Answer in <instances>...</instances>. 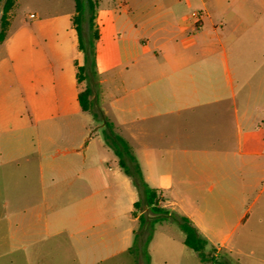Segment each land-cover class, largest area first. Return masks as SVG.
Masks as SVG:
<instances>
[{
  "label": "crops",
  "instance_id": "crops-1",
  "mask_svg": "<svg viewBox=\"0 0 264 264\" xmlns=\"http://www.w3.org/2000/svg\"><path fill=\"white\" fill-rule=\"evenodd\" d=\"M196 11L205 13L198 27L190 18ZM72 16L32 17L13 32L9 16L0 42L6 50L0 57V256L11 252L14 239L26 248L30 240L68 230L62 190L80 196L71 233H85L113 212L120 188L130 195V221L142 217L134 212L129 177L120 170L103 179L94 162V117L77 96L99 75L100 84L120 95L121 118L131 117L132 156L163 208L183 206L176 188L185 174L189 209L181 214L207 241L211 264H264V0H117L107 11L97 7L92 28L86 23L94 67L79 49ZM80 66L88 74L81 84ZM115 71L117 85L106 77ZM171 76L180 85L158 84ZM107 89L102 93L113 92ZM183 110L185 135L181 119L155 120ZM171 127L176 135L169 138ZM164 192L178 201H166ZM113 214L102 238L116 229ZM135 232L123 230L126 239ZM125 250L130 247L114 249Z\"/></svg>",
  "mask_w": 264,
  "mask_h": 264
},
{
  "label": "rangeland",
  "instance_id": "rangeland-1",
  "mask_svg": "<svg viewBox=\"0 0 264 264\" xmlns=\"http://www.w3.org/2000/svg\"><path fill=\"white\" fill-rule=\"evenodd\" d=\"M5 1L0 0V31L2 9ZM96 1L98 9L102 11H107L110 7L117 4V0ZM74 13V0H13V6L8 17L11 16V32H13L21 25H30L34 21L32 17L51 19L54 16H72ZM30 14L32 15L31 17L29 16ZM81 30L82 45L86 47L87 34L91 33L87 31L86 22L82 23ZM98 44L101 45V41ZM5 55V47L0 44V57ZM115 65L117 63H114ZM165 67L171 73L169 65L166 64ZM87 76L88 74L85 72V77ZM116 76V71L111 75H106L109 80L114 81L115 85H117ZM101 77L99 75L91 76L86 83L94 89L93 105L90 113L95 114L93 116V137L97 141V149L93 154V158L95 165H99L103 173L102 178L106 177L110 179L114 173L120 170L123 172V170L118 163V158L115 156L113 149L107 145L103 136V132L107 130L104 123L114 124L115 127L112 128L113 134L120 137L126 143L131 154L134 150L132 138L133 123L130 121L131 117L129 115L121 118L118 113L119 104L117 101L120 95L115 92L114 86L110 88L108 84H100L99 80ZM183 79L185 81V77ZM87 84L82 85L81 89L88 86ZM158 84L166 87L180 85L178 79L172 76L168 79L159 80ZM107 88L111 89L115 94L112 91L109 94L102 93ZM100 107L106 110V115H103L99 109ZM160 119L170 121L181 119L184 122L183 132L185 135V110L181 111L179 115L173 112L167 116L155 118V120ZM123 120L126 123L120 125V121ZM175 135L176 131L174 127L169 128L167 136L174 137ZM62 141H67L64 134ZM168 145L173 147L179 146L174 143H168ZM64 149L63 147L62 151H65ZM99 158L101 163L98 162ZM154 161L160 162L161 160L157 159ZM177 161L179 159H173V162L176 163ZM109 167L113 171L109 170ZM173 174L175 178L180 176L175 171ZM180 177L184 181V185L178 184L176 192L178 199H183V206L177 203L175 206L168 205L166 208H163L162 198L159 197L158 206L164 211L158 214H153L150 211L144 200L142 188H137L129 177L131 188L135 192L136 201L139 202L138 206L134 207V212H143V222L130 221L131 217L128 213V209L131 207L130 195L120 188L118 190L120 204L115 207L111 205L109 208L116 213L114 219L116 229L105 233L109 234V238H102L100 235L102 231H107L112 227V225H107L106 221L114 216L113 212H107L100 219L94 220L91 228L85 233H71L69 221L75 216V203L80 196L62 190L59 204L62 211L63 227H68V230L63 231L54 238L30 240L26 248H23V245L27 243L26 241L14 239L11 252L0 256V264H211L208 257L200 263L198 254L183 245L184 234L179 227V219L182 217L181 211L185 210L186 215L189 208L185 205V174ZM164 194L166 201H178L175 198L168 197L166 192ZM128 226L136 230L135 238L133 236H130L129 239L124 237L123 230ZM123 246H129L130 250L114 251V249H121ZM205 251L206 249L203 251L204 255L210 256V252L205 254Z\"/></svg>",
  "mask_w": 264,
  "mask_h": 264
},
{
  "label": "trees",
  "instance_id": "trees-1",
  "mask_svg": "<svg viewBox=\"0 0 264 264\" xmlns=\"http://www.w3.org/2000/svg\"><path fill=\"white\" fill-rule=\"evenodd\" d=\"M75 13L71 17V22L75 28L78 39H79V49L85 54V59L88 61L91 57L88 55L86 47L82 45V30L81 25L86 22L90 29L92 28L94 21V13L97 7L96 0H74ZM13 6V0H6L2 9L1 16V31H0V42L3 41L5 37L6 30L9 25L8 14ZM94 38H97L96 32H94ZM90 64L94 67L93 59L90 60ZM86 66L77 67V83L81 84L85 81ZM79 106L82 111L91 112L92 111V101H91V90L88 86L81 89L77 96ZM93 115V114H92ZM95 116V114L93 115ZM104 126L106 131L103 132V136L109 147L113 149L115 156L118 158V163L123 170V172L129 176L133 184L137 188H142L144 194V200L153 214H158L164 210L159 208V194L156 190L149 188L142 177L140 168L135 162L134 157L130 153V150L126 143L118 136L114 135L112 132L113 125L111 123L105 122ZM139 202L134 203V207L138 206ZM139 222H143V218L139 217ZM179 227L184 234L183 244L189 249L193 250L198 254L200 260L204 261L206 256L203 251L207 246V241L198 234L196 228L191 224V222L186 217H181L179 219Z\"/></svg>",
  "mask_w": 264,
  "mask_h": 264
},
{
  "label": "built area",
  "instance_id": "built-area-1",
  "mask_svg": "<svg viewBox=\"0 0 264 264\" xmlns=\"http://www.w3.org/2000/svg\"><path fill=\"white\" fill-rule=\"evenodd\" d=\"M204 17H205V13L204 12H200V11L192 12L190 14V18L194 21L196 27H198L199 24H201L202 19Z\"/></svg>",
  "mask_w": 264,
  "mask_h": 264
}]
</instances>
